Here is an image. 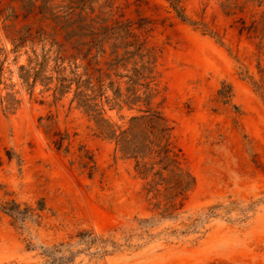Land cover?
<instances>
[{"label":"rangeland","instance_id":"374dc122","mask_svg":"<svg viewBox=\"0 0 264 264\" xmlns=\"http://www.w3.org/2000/svg\"><path fill=\"white\" fill-rule=\"evenodd\" d=\"M42 2L0 0V198L35 213L16 221L0 209V264L44 263L60 242L76 251L67 264H264V2L181 0L183 20L170 0H88L92 30L110 29L92 49ZM126 30L151 55L149 89H128L137 55L113 64L134 49ZM79 92L122 128L148 106L163 112L195 178L183 205L165 211L164 185L149 191Z\"/></svg>","mask_w":264,"mask_h":264},{"label":"trees","instance_id":"16d2710c","mask_svg":"<svg viewBox=\"0 0 264 264\" xmlns=\"http://www.w3.org/2000/svg\"><path fill=\"white\" fill-rule=\"evenodd\" d=\"M259 5H261L264 0H258ZM49 0H43L40 5V12L44 15L46 12H50V17L55 20L59 27L63 29L66 34L67 39L73 36H87L90 35L91 39L87 43L77 41V44H89L90 49L93 46H99L105 37V33L110 30L109 28H103L102 31H94L93 25L88 22L86 15H83V11L88 0H81L78 5H64L65 13L59 14L51 10L48 7ZM171 7L176 11L177 15L183 20H187V16L184 13V8L182 6L181 0H170ZM229 6V5H227ZM79 8V11L76 10ZM260 22L254 20L250 26H242L241 31L244 29L251 30L256 29ZM131 23L127 24L130 27ZM142 23L139 24V27ZM128 30V28H127ZM126 32L129 35L135 37L134 42L126 43L125 47L133 45V50H126L125 54H129L128 57L117 56L116 61L113 64H117L123 60H127L130 57L138 56L141 61V67L136 68L135 77L130 76L129 90L135 89L134 85L140 84L149 89V82H141V78L147 77L145 71H152L151 55L148 51L143 52L144 41H139V38L135 33ZM263 36H264V20H263ZM147 57L148 59L144 58ZM101 82V79H99ZM113 85V82H110ZM92 90L93 84L89 85ZM103 83H100V90H102ZM120 87L117 86L115 92L119 94ZM94 92V91H93ZM103 93V92H102ZM136 93V90L133 91ZM83 97L81 99V104L86 107L87 111H93L95 113L96 122L99 127V133L105 137L112 138L116 141L117 147L121 150L124 155L134 157L136 160L135 168L138 174L144 179L148 180L150 185L149 191L158 189V186L164 185V189L167 193L168 204L165 211L176 209L178 203L183 205V200L186 198L187 192L195 183L194 176L182 167L180 149L171 140L172 125H170L168 119L163 114V112L152 106H148L140 114H135L130 117L129 126L122 128L120 125L110 123L108 119L104 117L98 118L101 111L97 108L98 103L93 102L97 96L93 93L84 94L79 92ZM150 94H147L145 100L147 104L150 105ZM141 99L140 95H135L133 102ZM129 102V100H127ZM65 139L64 134H61L58 139H56V144L58 148H61L63 141ZM180 201L178 202V199ZM42 208V207H39ZM0 209L8 212L14 217L16 221H24L28 216H32L35 213L33 209L28 207H21V205L15 201H7L3 203L0 198ZM171 213V212H170ZM169 213V214H170ZM89 231H81L78 236L82 240H87L91 236ZM95 238H93L94 240ZM44 252L49 257L44 263L41 264H67L74 260L76 251L66 247L64 242L52 245L50 247H44Z\"/></svg>","mask_w":264,"mask_h":264}]
</instances>
